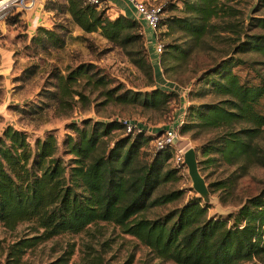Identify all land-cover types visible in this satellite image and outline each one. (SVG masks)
Masks as SVG:
<instances>
[{"label": "trees", "instance_id": "16d2710c", "mask_svg": "<svg viewBox=\"0 0 264 264\" xmlns=\"http://www.w3.org/2000/svg\"><path fill=\"white\" fill-rule=\"evenodd\" d=\"M72 23L83 33H98L101 38L120 48L138 69L150 77V64L129 47L140 43V25L117 15L110 20L96 5L83 0H64ZM191 18L162 17L158 30H175L191 42L206 33V24L216 16L215 0L184 2ZM176 11L166 4L162 10ZM182 11V8H181ZM180 11V12H181ZM252 26L264 30V18H252ZM38 38L31 41L59 48L61 39L52 31L39 29ZM161 36V34H159ZM50 45V46H51ZM241 49L264 59V35L249 36L239 44ZM164 50V46H163ZM187 49L171 46L162 52L158 64L181 60ZM164 53V58L162 54ZM240 60H224L212 74H203L209 92L221 98L217 103L201 107L197 122L187 125L202 131L221 130L204 153L219 154L227 166H233L230 178L236 180L251 168L264 169V79L250 78L238 73ZM88 66H77L65 78L59 77V96L81 94L69 91V84L88 73ZM212 76H216L213 78ZM100 78L97 80L99 83ZM107 82L102 81L100 85ZM107 101L134 105L145 110L159 111L175 96L153 88L148 92H133L121 86L104 92ZM74 137H67L64 146L70 158L64 161L58 154L53 134L29 142L23 132L5 127L0 136V224L8 229L22 222H33L37 236L21 239L8 250L9 264H18L25 250L61 234H79L96 222L117 227L148 248L155 258L174 264H254L264 258V186L253 196L246 197L225 219L206 218L208 207L195 198L176 211L148 219L144 215L154 208L178 199L179 192L159 193L174 170H166L171 159L170 148L147 155L144 147L153 140L135 126L136 133H126L117 120L107 122L82 121L70 124ZM113 131L121 138L107 143ZM162 132V129H161ZM160 131L157 132L159 134ZM226 188L225 182L214 185ZM208 193L214 187L207 186ZM37 233V232H36ZM71 255L51 264H65Z\"/></svg>", "mask_w": 264, "mask_h": 264}, {"label": "rangeland", "instance_id": "374dc122", "mask_svg": "<svg viewBox=\"0 0 264 264\" xmlns=\"http://www.w3.org/2000/svg\"><path fill=\"white\" fill-rule=\"evenodd\" d=\"M186 1L194 2L153 0L151 3L162 7L170 4L176 9L165 12L164 17L191 18L183 5ZM215 2L216 16L207 22L205 35L195 43L175 30L159 29L158 41L164 46L162 52H167L171 46L187 49L183 59L167 60L165 57L159 66V56L156 58L152 50H147L144 38L143 48L139 42L129 47L131 53L138 52L150 64V77L145 69L134 66L120 48L98 33L86 34L75 26L64 0H37L27 18L24 12L20 13L12 6L0 10V136L5 127L23 132L31 143L46 134H53L58 146L57 155L66 161L70 156L65 153L64 143L67 137H74L68 127L70 124L79 125L86 120H126L154 138L161 134V129L174 127L179 138L170 148L171 159L166 164V170H174L175 174L159 193L179 192L180 195L177 200L154 208L144 216L148 219L162 217L199 198L200 204L208 207L207 219H225L229 213L235 212L240 202L255 195L264 186V169L251 168L244 176L233 180L230 178L235 169L233 166H227L219 154L204 153L205 147L213 144L222 131L186 129V126L197 122V113L202 106L221 100L209 92V85L205 84L202 76L211 75L222 61L240 60L244 66L238 74L246 76L248 82L253 77L264 79V59L247 48L239 47L249 36L264 35V30L253 27L251 23L252 18H264V0ZM100 9L110 20L117 17H113L112 6L103 4ZM37 12L46 16L42 26L36 25L39 18ZM30 21L34 27L32 33L28 29ZM39 29L57 35L61 39L60 47L31 41L40 36ZM80 65L88 66L87 75L80 76L68 87L69 91L82 97H60L58 78H65ZM156 65L159 71L153 68ZM100 78L107 84L100 85L102 81L97 82ZM114 86L133 92H148L156 88L172 93L175 98L159 111L145 110L107 101L103 94ZM130 132L133 136L136 129ZM121 137V131H113L106 142ZM189 149L195 153L198 172L206 188L209 185L214 187V191L208 193L206 202L193 192L184 165L174 161L178 151L183 156ZM143 152L147 155L153 152L152 142L144 147ZM221 182H225V189L214 186ZM39 233L33 222L19 223L13 230L0 224V264H9L7 253L11 245ZM70 252L65 264H174L155 258L136 239L121 234L117 227L105 222H96L79 234H61L42 241L25 250L18 264H51L59 258H66ZM253 263L264 264V258Z\"/></svg>", "mask_w": 264, "mask_h": 264}, {"label": "built area", "instance_id": "2783aa9c", "mask_svg": "<svg viewBox=\"0 0 264 264\" xmlns=\"http://www.w3.org/2000/svg\"><path fill=\"white\" fill-rule=\"evenodd\" d=\"M37 0H0V10H6L9 7H15L20 13H26L33 9ZM134 12L135 20L142 29L147 31L150 35V44L152 45V54L157 58L160 56L163 47L158 41V23L162 18V10L164 6H155L151 2L153 0H124ZM84 4L96 5L101 8L104 4L101 0H83ZM158 60V58H157ZM120 122L126 133H130L132 129H136L133 123L126 120H117ZM178 134L174 127H166L159 136H156L152 142L153 152L163 150L165 148H173L178 140ZM176 164L183 166V156L178 151L174 157Z\"/></svg>", "mask_w": 264, "mask_h": 264}, {"label": "water", "instance_id": "95a60500", "mask_svg": "<svg viewBox=\"0 0 264 264\" xmlns=\"http://www.w3.org/2000/svg\"><path fill=\"white\" fill-rule=\"evenodd\" d=\"M183 165L186 168L193 192L206 202L208 200V191L203 178L198 172L196 157L193 150L189 149L184 152Z\"/></svg>", "mask_w": 264, "mask_h": 264}, {"label": "crops", "instance_id": "0c3cea01", "mask_svg": "<svg viewBox=\"0 0 264 264\" xmlns=\"http://www.w3.org/2000/svg\"><path fill=\"white\" fill-rule=\"evenodd\" d=\"M42 1V0H41ZM102 2L107 6V7H110V6H112L113 7V11H114V16L113 17H115V16H117V15H121V16H124V17H127V18H129V19H132V20H135V15H134V12H133V10H132V8L130 7V6H128L127 5V3L124 1V0H102ZM111 10V9H110ZM111 10V11H112ZM112 11V12H113ZM27 13L28 12H26L24 15H25V18H27ZM38 16H39V18H37V22H38V24H36V25H38V26H42V24L45 22V18H46V16H45V14L43 13L42 15H39V13L37 12L36 13ZM34 17V16H33ZM33 19V18H32ZM31 19V20H32ZM32 21H30V22H28L29 23V27H28V29H30L31 31H30V33H32V31H33V28L34 27H32V23H31ZM36 27V26H35ZM142 31H143V38H144V40H145V44H147V46H146V48H147V50H151V47H150V34L147 32V31H145L144 29H142ZM154 69H157L158 71H159V68H158V66L156 65L155 67H153ZM156 70V71H157Z\"/></svg>", "mask_w": 264, "mask_h": 264}]
</instances>
